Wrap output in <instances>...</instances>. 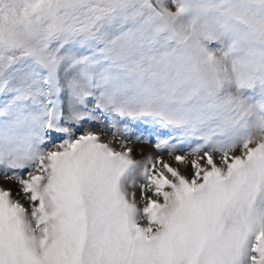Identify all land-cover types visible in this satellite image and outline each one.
Here are the masks:
<instances>
[{"label":"snow or ice","instance_id":"1","mask_svg":"<svg viewBox=\"0 0 264 264\" xmlns=\"http://www.w3.org/2000/svg\"><path fill=\"white\" fill-rule=\"evenodd\" d=\"M0 179V264H264V0H0Z\"/></svg>","mask_w":264,"mask_h":264},{"label":"rangeland","instance_id":"2","mask_svg":"<svg viewBox=\"0 0 264 264\" xmlns=\"http://www.w3.org/2000/svg\"><path fill=\"white\" fill-rule=\"evenodd\" d=\"M172 10L174 11L175 9L173 8ZM93 130H96V129L94 128ZM100 135H101V140L103 142H109L119 150V142L115 138L112 137V134L110 131H103L100 133ZM128 144L130 147L133 148L132 155H133V158H135V159H142L144 156L149 155V154L155 155V149L152 146V144L138 143L134 138L131 141H129ZM254 146H255V143L250 145V147H254ZM232 154L233 155L241 154L240 147L238 146L237 149H234ZM162 158L164 160H167V161L172 160V157H169L166 154ZM174 166H175V164H174ZM0 187L11 189L13 199H21V197L17 196L19 189L15 183L0 179ZM21 203L26 204L27 202L25 200L21 199ZM142 223H146V221H142Z\"/></svg>","mask_w":264,"mask_h":264}]
</instances>
